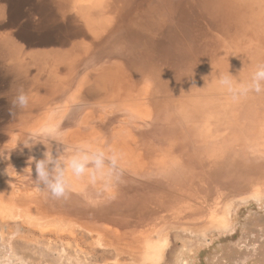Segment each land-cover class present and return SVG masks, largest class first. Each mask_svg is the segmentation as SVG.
I'll list each match as a JSON object with an SVG mask.
<instances>
[{
	"label": "rangeland",
	"instance_id": "374dc122",
	"mask_svg": "<svg viewBox=\"0 0 264 264\" xmlns=\"http://www.w3.org/2000/svg\"><path fill=\"white\" fill-rule=\"evenodd\" d=\"M55 3L60 4L57 0H0V156L3 161H8V154L15 152L21 157L25 156L23 151L26 147L21 141L30 132L52 122L51 125L60 128V138L64 143L55 140L48 142L54 156L62 153L71 155L76 146L82 143L106 150L116 149L123 153V172L118 182L106 186L102 178L95 183L87 178L84 183V176L73 177L72 190L65 201L67 207L71 206L74 210L58 212V216H72L57 221L53 216L41 219L28 210L23 211L19 206L7 203L17 204L26 200L33 203L32 198L30 200L24 192L32 184L41 186L31 179L32 174L36 173L33 162L29 163L26 156L25 161L17 158L7 166L0 162V199L5 200H0V256L4 259L3 263L264 264V175L258 176L261 172L258 168L264 167V156L259 155L256 148L258 153L254 159L252 148L243 144L246 137L249 142L255 141L256 135L261 132L259 130L257 133L259 128L256 125L259 121L264 122L260 115L264 111V92L250 93L239 101H233L228 94L227 97L217 94L220 88L215 80L221 72L213 71L214 64H210L220 57L225 48L216 38L219 34L218 20L212 18L214 26L206 21L211 20L210 17L196 20L193 23L194 37L191 34L186 38L189 42L186 52L174 53L175 56L170 57L172 60L165 63L160 61V69L171 80H184L187 83L184 77L191 73L198 81L200 93L195 100L200 99V103L196 101V117L194 120L190 117L186 119L185 130L181 131V122L178 121L181 115L166 111L163 114L155 113L146 107L144 100L136 105L132 110L135 113L130 112V115L121 105L110 101L103 104L106 99L113 100L119 95L107 93L109 90L106 92L105 87L108 86L105 84L101 93L95 96L93 90L100 83L91 82L94 89H90L92 85L88 80H99L87 68L85 75H77L76 68L74 72L62 70L58 75L63 68L69 70L74 66H86L82 61L74 62L72 55L67 53L69 45L53 39L56 27L65 26L64 22L57 24L50 18L55 15ZM157 13L156 21L151 22V18L147 17L151 22L147 23L153 25L149 33L163 32L164 29L166 37L170 12L163 13L166 18ZM96 19L93 25L99 30L101 19ZM214 27L217 31H214ZM246 37L253 38V35L247 34ZM236 41L231 39L229 45ZM141 53V58L135 59L138 61L137 68H140L137 70H142L144 77L139 81L138 88L147 86L149 89L152 82L147 79L152 75L148 72L158 73L147 67L145 61L148 56L144 51ZM227 58L233 60L231 56ZM235 66L232 72L239 65ZM127 69L133 73L130 68ZM162 71L158 76L164 75ZM133 77L136 79L138 75L133 73ZM53 84L55 87L52 91L49 86ZM21 88L29 95L40 93L42 98L50 91V95L56 99V118L38 120L36 117L32 121L31 114L27 116L28 112L14 108L12 101ZM201 88L208 97L202 94ZM113 91L116 89L113 88ZM194 95L197 93L194 92ZM173 97L171 95L164 102L173 100ZM96 98H99V103L95 102ZM45 101L39 100L35 105L41 109L34 111L36 115H42L41 105ZM153 101L157 105L158 101ZM131 103L128 102L127 106ZM210 103V108L218 109L219 115L222 106L224 114L231 117L228 119L222 115L227 128H221L215 111L211 118L208 117L206 107L209 108ZM68 104L74 105L68 110ZM77 105L81 110L76 108ZM10 110L15 113L14 116ZM158 115L160 120L156 122ZM186 115L190 116V113L186 111ZM22 118L27 120L29 127L33 126L31 129L24 127L26 137L23 136ZM149 121L151 124L148 128ZM75 128L78 133L73 137L69 132ZM206 131L209 135L204 136ZM260 140L264 141V135L258 138V142ZM35 148L39 149L38 153L35 149L36 153L30 156L35 160L43 158L48 150L42 143ZM247 172L251 174L246 181L236 182ZM126 176L132 178L131 181ZM104 180L107 182V178ZM16 183L23 189L18 196L9 193ZM242 185L246 187L241 189ZM125 186L131 200L124 205H112L113 198L122 197L117 193L118 189L124 190ZM38 188L34 185L31 192H38ZM142 190H148L146 195L151 198L147 200L142 197L147 193H142ZM223 196L226 198L219 200ZM101 198L109 202H103ZM32 203L31 207L36 213L38 208ZM79 207L83 209L82 212L75 211ZM97 208L101 211L94 212ZM103 217L106 220H101ZM88 222H97L94 225L103 229L93 228ZM157 229L161 232L158 233ZM155 246L157 255L149 250Z\"/></svg>",
	"mask_w": 264,
	"mask_h": 264
},
{
	"label": "bare ground",
	"instance_id": "6f19581e",
	"mask_svg": "<svg viewBox=\"0 0 264 264\" xmlns=\"http://www.w3.org/2000/svg\"><path fill=\"white\" fill-rule=\"evenodd\" d=\"M57 1L60 2V4L57 5V3H55V11H54L55 15H51L50 18L54 20L57 24L64 22L65 26L61 25L56 27L57 32L56 31L54 32L55 36L53 39L64 45H69L70 49L69 51H67V53L69 55H72L74 62L82 61L84 63L83 65L86 66L83 68L74 66V68L69 70L63 68L61 69L58 75H61L62 70H65L67 72H74L75 68L78 71L77 75L78 74L85 75L84 71L87 68L88 72L89 73L93 72L94 73L93 75L96 76L99 80L96 82L93 80H88L89 84L91 82L100 83L98 85V88L95 89L93 87L94 83L90 84L92 85L90 89L92 88L94 89L93 91L95 93V96L98 95V92L101 93L102 89L104 88L103 85L106 84L108 86V88L105 87L106 92L108 89L109 91L107 93L115 92L117 96L119 95V97L113 100L106 99V101L103 104H106L107 101H110L116 104L117 106L121 105L124 107L122 108L125 109V111H127L126 113L127 115H130V112L135 113L132 110L136 108V105H138L139 102H142V100H144L143 102L146 105V107L147 108L150 107L151 109H153L155 113L163 114L166 111L167 113L176 112L174 113V115L175 114H179V116L181 115V117H179L178 119V121L181 122L179 124V128L181 131L185 130L184 126L186 125L184 124V121L186 119H190V118L193 120L195 119L194 117H196L195 115H196V105H197L196 101L200 103V99L195 100L196 96H198V93H200V90L197 88L198 81L195 80V75H192L190 73L189 76L184 77L185 80H188L187 83H185L184 80L175 82L171 80L169 77H166L165 72L160 69L159 65H160V61L165 63V61L172 60L170 57L175 56L174 53L176 52L177 53L186 52L187 47L189 45V42L186 41V38L188 37V35L190 36L191 34L192 37H194L193 33L195 32V28L193 23H195L196 20L198 19H206V17H210L211 20H206L208 23L214 26L213 19L214 20L217 19L218 20L217 22L219 23V27L217 28L219 29V34L217 33L218 36H216V38L225 45V48L219 54L220 57L217 58L215 62H212L210 64V65L214 64L213 71L224 72V73L230 71L234 76H237L236 77L237 79L240 78L246 79L250 77L251 73L255 70L257 64L264 63V0H109L110 2H108V0H57ZM140 10L142 12H140ZM171 10H174V12H171ZM157 12L162 14L163 18H166L163 15L164 12L167 13L170 12V15H168L169 17L168 21L166 22L169 23L170 21L169 23L170 26L168 27L166 37L163 34L164 29H162L163 32L158 31V33L157 32L149 33L153 25L147 23L150 22V19L148 18H151V22L156 21L157 19L156 16L158 14ZM129 16H131L130 17L131 20H129ZM97 17L101 19V21H99L98 23L99 30L95 28L93 25V23H96V21L98 20L96 19ZM214 31H217L216 28ZM247 34H252L253 38L246 37ZM96 38H98V40H95ZM154 38L155 40H153ZM231 39H237V41L234 44L229 45V41ZM249 42L254 43L256 45L247 44ZM143 51L145 52V56H148V59L145 61L147 67H149L150 70L153 69L156 70L158 75L159 73H161V71L165 75V76L164 75L158 76L154 72H148L150 75H152L150 79H147L148 81L152 82V84L150 83L149 85V87H151L149 89L147 88V86L143 87L144 89L138 88L139 81H141V79H144V77L141 72L142 70L140 71L137 70L140 68H137L138 61L135 59L141 58L139 54ZM247 53L250 56H248ZM254 53H256L255 56L253 55ZM229 56H231L233 60L231 61L230 59L228 60L227 57ZM237 61L239 63H237ZM235 65H239V66H237L238 68L236 70L234 69L235 71L234 74V71L232 72V70L233 67H236ZM127 68H130V70H132L133 73H136L138 77L135 79L133 77V73L128 71ZM145 70L146 68L144 69V71ZM106 71L108 72L107 74H105ZM172 71L174 70H169V72ZM212 75H214V73H212ZM87 77L88 76H86V78ZM54 87L55 84L49 86V88H51L52 91ZM113 88H115L116 91H113ZM188 88H191V90L187 91ZM219 90L220 91L217 94H220L221 97L228 96L227 93L224 92L222 89ZM194 92L197 93V95H194ZM201 92L204 95L206 94V92L202 91V88H201ZM39 95L40 93L38 94L37 92L30 94L31 97L29 104L30 106L23 111L28 112L26 114L27 116L31 114L30 118L32 121H35L36 117L38 120H43L45 118L49 120L55 119L56 99L54 98V96L50 95V91L48 94L46 93L44 95L45 98H42L43 96H39ZM171 95H174L175 98L173 97V100L168 99L166 100L165 103L164 100L166 98H169ZM37 99L38 102L36 101ZM43 99H45L46 101L43 105H41V108L43 110L42 115L40 114L36 115L34 111H38L41 109L35 107V105L39 103V100L41 102L43 101ZM153 99H155V101H158L157 105H154ZM95 102L99 103V98H96ZM128 102H132V103L129 106H127ZM77 103H79V101ZM73 105L74 104H68L67 107L68 110ZM210 107H212L211 103L209 105V108L206 107V112L208 113L209 118H211V114L215 111ZM76 108H79L81 110L80 106L78 105L76 106ZM66 110L67 109L63 111L66 112ZM186 111L190 113V116H187L188 114L186 115ZM215 112H216L214 113L215 118L218 119L217 122H219V124L221 122V128L223 129L224 127L227 128V122L222 117V115L224 114V110L222 106H220L219 108V112H221L220 113L221 115L218 114V109ZM91 113L95 114V112H91ZM141 113H143V110ZM26 115L23 114L24 117H27ZM260 115H262V119L264 121V111H262ZM223 116H226L228 119L231 118L228 114H224ZM236 116H238V114H236ZM257 117L258 116L253 118L256 119ZM159 120H160V115L157 116L155 121L158 122ZM22 121L24 124L22 125L23 136L26 137L24 127L25 129L26 128L29 129L30 127L33 126L29 127L27 125L26 119L22 118ZM51 123L49 125H51ZM150 124L151 122L149 121L147 126L148 125L150 126ZM18 125H20V123ZM46 125L48 124L46 123ZM192 125L189 126L191 127ZM35 126L36 124H34V127ZM218 126L219 125L216 124L217 128ZM256 126L257 128H259L257 133L259 132V130H261V132L258 133V135H256L257 138L255 139V141L251 140V142H249L246 137V140H244L245 142L243 143L249 145L252 148L251 151L254 159L256 158L254 156H256L258 153L256 151V148H258L260 152L259 155L264 156V153L261 152L264 151V141L260 140L258 142V138L264 135V122L261 123L259 121V123ZM193 127H195V125H193ZM58 129L60 128L58 127ZM196 130L197 129H195V131ZM77 133H78L77 128L72 130L71 133L69 132V134H73V137H75ZM207 135H209L208 131H206V135L204 136ZM71 143L74 144L75 142L72 141ZM35 149L38 153L39 149L35 148V146L31 149L26 148L23 152L25 156L29 158L32 154L36 153ZM8 155L10 156L8 161H3V158H1L0 156V162L6 163V166L8 165V163H10L11 161L17 158L24 161L26 160L25 156L21 157L16 152L14 154H8ZM40 159H36V160H40ZM33 164L35 169L34 161ZM2 166L3 165H1V167ZM258 166L259 165H257V167ZM258 170L261 171L258 173V176L264 175V167L261 166L258 168ZM249 174L251 173L247 172L245 175L241 176L238 180H236V182L246 181L247 176ZM32 175L33 176L31 177V179H35L36 173ZM87 178L89 177L85 175L83 178L84 183L86 182ZM104 179L105 178H102V182L106 186L108 182H106ZM131 179L132 178H130L129 181H131ZM124 181L128 183V180H125V178ZM34 185L39 186L38 192L37 190L36 191L33 190V192H31V189L33 188ZM41 186L39 184L38 185L32 184L30 188H25L24 192L26 193L27 196H29L30 200L32 198L31 201H33V203L29 202V200H26V202H19L17 204H12L9 202L7 203L10 205H15V206L17 205L19 206V208H22L23 211L28 210L30 214L39 217L41 219L53 216L52 218L58 221L61 220V218H63L62 220H64L72 216V214L69 215L63 214L58 216L59 214L58 212L67 213L66 211H71L74 209L71 206L67 207V202L65 201V198H60V199L53 198L51 194L48 192V190L42 184ZM240 187L242 189L245 188L246 186L242 185ZM22 190L23 189L21 188V186L16 183L13 185L12 190H9V193L13 194L14 196H18V194L21 193ZM120 190L121 189H118L117 191L116 188L117 193L122 195L123 198L120 196L113 198V201H111L112 205L113 204L124 205L127 203V201L131 200V196H129L131 194L126 186L124 190L121 191ZM125 190L127 191L125 192ZM4 191L6 192V188L4 189ZM145 191H147V193H145L144 194L145 196L143 195L142 197L148 200L151 197L149 195H146L148 194V190H142V193ZM219 191H222V189ZM233 191H231L230 193H232ZM123 195H128V196L124 197ZM223 198H226V196L221 197L219 200ZM0 200L3 201L4 199H0ZM100 200L106 203L109 202L102 200V198ZM31 203L32 205L37 207L39 211L37 210L35 213L33 208L31 207ZM76 210H78V212H82L83 209L81 210L79 207L78 209H75V211ZM96 211H101V209L97 208V210L95 209L94 212ZM82 214L83 213H81L80 215ZM84 214L85 215L87 214L86 210ZM101 220H106V219L105 217H103ZM88 223L93 228L103 229V227L94 225L97 222H93V223L88 222ZM157 231L158 233L161 232L160 229H157ZM1 234L2 233L0 232V238H1ZM162 244L163 243H161V245ZM155 249L156 246L152 247V250L151 249L149 250L150 252H153V254L157 255L158 252ZM3 262L4 259L0 256V264H4Z\"/></svg>",
	"mask_w": 264,
	"mask_h": 264
},
{
	"label": "clouds",
	"instance_id": "9594fccd",
	"mask_svg": "<svg viewBox=\"0 0 264 264\" xmlns=\"http://www.w3.org/2000/svg\"><path fill=\"white\" fill-rule=\"evenodd\" d=\"M236 77L230 71L221 72L215 80L217 86L233 101L246 98L250 93L264 92V63L257 64L250 77L246 79ZM30 99V95L21 88L12 101L13 107L25 110L29 107ZM10 111L14 116L15 113ZM53 140L63 143L59 129L54 125H45L30 132L21 141L24 147L29 149L41 143L48 148L43 154V159L35 160L34 157H29V163L35 162V179L48 190L53 198L67 197L72 190L73 177L87 175L92 183H95L98 178H107L108 183L120 180L122 152L82 143L76 146L71 155L65 156L62 153L54 156L48 146V142Z\"/></svg>",
	"mask_w": 264,
	"mask_h": 264
}]
</instances>
